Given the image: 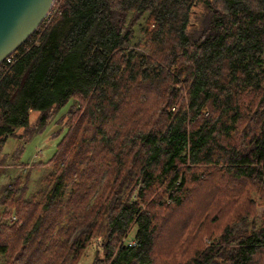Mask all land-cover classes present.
I'll use <instances>...</instances> for the list:
<instances>
[{"label": "trees", "instance_id": "trees-1", "mask_svg": "<svg viewBox=\"0 0 264 264\" xmlns=\"http://www.w3.org/2000/svg\"><path fill=\"white\" fill-rule=\"evenodd\" d=\"M52 11L0 64V264H264V0Z\"/></svg>", "mask_w": 264, "mask_h": 264}, {"label": "water", "instance_id": "water-1", "mask_svg": "<svg viewBox=\"0 0 264 264\" xmlns=\"http://www.w3.org/2000/svg\"><path fill=\"white\" fill-rule=\"evenodd\" d=\"M54 0H0V63L43 22Z\"/></svg>", "mask_w": 264, "mask_h": 264}, {"label": "rangeland", "instance_id": "rangeland-1", "mask_svg": "<svg viewBox=\"0 0 264 264\" xmlns=\"http://www.w3.org/2000/svg\"><path fill=\"white\" fill-rule=\"evenodd\" d=\"M50 12L53 14L54 11L52 9ZM50 13V14H51ZM50 17V15L48 16ZM54 129L52 124H49L46 128V130L40 134L35 135L27 144L24 150V153L21 157V160L28 163H31L35 165L32 170V176L33 178L37 177V174H40L41 170L43 168H46V171H49V167H43L44 164H37L36 160H46L52 152L55 149V141L49 139V134L52 132ZM15 145V141L13 139H8L7 143L5 145V150L11 151L13 146ZM23 171H25V167H23ZM4 181V178L0 179V184ZM33 186V190L36 188V186L39 185L36 181H33L31 183ZM262 208L258 209V214H260ZM0 215H1V208H0ZM15 219L13 216L8 218V220H13ZM133 231L130 232V235H132Z\"/></svg>", "mask_w": 264, "mask_h": 264}, {"label": "built area", "instance_id": "built-area-1", "mask_svg": "<svg viewBox=\"0 0 264 264\" xmlns=\"http://www.w3.org/2000/svg\"><path fill=\"white\" fill-rule=\"evenodd\" d=\"M52 9V8H51ZM50 15V12L47 14V16L45 18H48V16ZM15 59V57L13 56V54L11 53L9 56H7L0 64H2V68L5 67L6 63L12 62V60Z\"/></svg>", "mask_w": 264, "mask_h": 264}]
</instances>
